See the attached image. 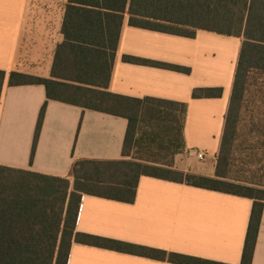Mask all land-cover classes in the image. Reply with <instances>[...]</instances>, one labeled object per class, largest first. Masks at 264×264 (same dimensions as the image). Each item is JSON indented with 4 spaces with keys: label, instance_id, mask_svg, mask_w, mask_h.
I'll return each mask as SVG.
<instances>
[{
    "label": "crops",
    "instance_id": "crops-1",
    "mask_svg": "<svg viewBox=\"0 0 264 264\" xmlns=\"http://www.w3.org/2000/svg\"><path fill=\"white\" fill-rule=\"evenodd\" d=\"M68 3L0 0V70L49 78L57 49L65 42ZM241 47V38L207 31L195 38L174 36L131 27L126 18L110 91L186 103V147L213 159L221 147ZM124 56L190 73L126 63ZM197 88H223V96L194 99ZM128 125L123 117L48 101L43 85L10 86L7 80L0 102V166L65 178L78 160L123 159ZM187 167L183 171L208 177L216 173L215 166ZM253 205L249 198L144 176L134 203L83 195L76 231L241 264ZM68 264L171 263L73 243ZM253 264H264V211Z\"/></svg>",
    "mask_w": 264,
    "mask_h": 264
},
{
    "label": "trees",
    "instance_id": "trees-1",
    "mask_svg": "<svg viewBox=\"0 0 264 264\" xmlns=\"http://www.w3.org/2000/svg\"><path fill=\"white\" fill-rule=\"evenodd\" d=\"M126 18L131 27L174 36L195 38L199 31H207L242 39L214 177L174 166L175 155L185 148L186 103L110 91ZM63 33L65 42L57 49L49 78L0 70V102L8 80L10 86H45L48 101L123 117L129 122L123 159L78 160L65 178L0 166V264H68L73 243L171 264H226L76 231L83 195L134 203L144 176L253 200L241 262L253 264L264 185L235 180L226 166L241 105L251 86L264 89V0H69ZM123 61L190 73L184 67L132 56H124ZM222 96L223 88L193 91L194 99ZM47 104L40 114L34 150ZM145 124L150 130L142 133L156 132L166 159H125Z\"/></svg>",
    "mask_w": 264,
    "mask_h": 264
},
{
    "label": "rangeland",
    "instance_id": "rangeland-1",
    "mask_svg": "<svg viewBox=\"0 0 264 264\" xmlns=\"http://www.w3.org/2000/svg\"><path fill=\"white\" fill-rule=\"evenodd\" d=\"M237 122L226 166L227 170L230 177L235 180L245 181L247 184L264 185V89L260 91L259 86L256 85L250 87L247 98L241 105V113ZM147 130L150 129L146 124L141 125L138 134L139 140L134 146L131 156L125 158L126 160L141 162L140 158L146 160L150 158L166 159V153L161 150V139L155 135L156 132L142 133ZM219 152L213 159L206 158L205 161H200L185 144V148L183 147L175 155L174 166L181 171L190 168L187 166L203 170H209L213 166L216 168Z\"/></svg>",
    "mask_w": 264,
    "mask_h": 264
},
{
    "label": "built area",
    "instance_id": "built-area-1",
    "mask_svg": "<svg viewBox=\"0 0 264 264\" xmlns=\"http://www.w3.org/2000/svg\"><path fill=\"white\" fill-rule=\"evenodd\" d=\"M191 152H193L200 161H204L207 157L206 153L202 150L192 149Z\"/></svg>",
    "mask_w": 264,
    "mask_h": 264
}]
</instances>
